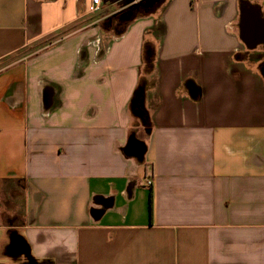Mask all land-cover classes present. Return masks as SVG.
Masks as SVG:
<instances>
[{
    "label": "crops",
    "instance_id": "0c3cea01",
    "mask_svg": "<svg viewBox=\"0 0 264 264\" xmlns=\"http://www.w3.org/2000/svg\"><path fill=\"white\" fill-rule=\"evenodd\" d=\"M88 2L0 0V264H264V0Z\"/></svg>",
    "mask_w": 264,
    "mask_h": 264
},
{
    "label": "rangeland",
    "instance_id": "374dc122",
    "mask_svg": "<svg viewBox=\"0 0 264 264\" xmlns=\"http://www.w3.org/2000/svg\"><path fill=\"white\" fill-rule=\"evenodd\" d=\"M104 4V3H103ZM110 3L107 2L105 5H102L101 10L98 13L95 14H87V17L90 19L101 17L102 19L100 20V26L102 28L103 32H114L118 31L120 29L116 28V23L120 20L123 19L124 14L130 15V8L125 5L124 1H119L114 3L113 5H109ZM162 6V3L158 4L155 8H148L145 7L144 9L146 11H154L155 9L159 8ZM144 9H142L144 11ZM141 10V11H142ZM133 13V11H132ZM137 14V12H136ZM125 20V19H124ZM72 27L66 30V32L72 31ZM112 29V30H111Z\"/></svg>",
    "mask_w": 264,
    "mask_h": 264
},
{
    "label": "water",
    "instance_id": "95a60500",
    "mask_svg": "<svg viewBox=\"0 0 264 264\" xmlns=\"http://www.w3.org/2000/svg\"><path fill=\"white\" fill-rule=\"evenodd\" d=\"M119 1H124L125 5H127L128 8L133 9V8H137L140 5H144V4L148 8H155L163 0H103V3H107V2L116 3ZM129 12H130V15L124 14L123 16V19H125L127 22H129L135 15L131 11ZM248 16H249V13L247 12V9H245V6L242 5L241 6V18L244 20ZM145 151H146V146L144 142L139 140L135 135H132L127 144L126 153L133 154L139 160H143Z\"/></svg>",
    "mask_w": 264,
    "mask_h": 264
},
{
    "label": "built area",
    "instance_id": "2783aa9c",
    "mask_svg": "<svg viewBox=\"0 0 264 264\" xmlns=\"http://www.w3.org/2000/svg\"><path fill=\"white\" fill-rule=\"evenodd\" d=\"M102 5H103V0H89L86 7V11L89 14L98 13L101 10ZM146 184L150 186L152 184V178H148L146 180Z\"/></svg>",
    "mask_w": 264,
    "mask_h": 264
},
{
    "label": "trees",
    "instance_id": "16d2710c",
    "mask_svg": "<svg viewBox=\"0 0 264 264\" xmlns=\"http://www.w3.org/2000/svg\"><path fill=\"white\" fill-rule=\"evenodd\" d=\"M152 11H146L145 9H144V11L142 10H140V11H138L137 12V14H135V15H137V16H139V15H147V14H149V13H151ZM127 23V21H124L122 24V26H124L125 24ZM120 31V30H119ZM152 203H153V193H152V191H150V194H149V208H150V213L152 214Z\"/></svg>",
    "mask_w": 264,
    "mask_h": 264
},
{
    "label": "flooded vegetation",
    "instance_id": "af4514ba",
    "mask_svg": "<svg viewBox=\"0 0 264 264\" xmlns=\"http://www.w3.org/2000/svg\"><path fill=\"white\" fill-rule=\"evenodd\" d=\"M145 7H147V6L144 4V5H140L139 7H137V8H133V9H130V10H131V12L133 11V14H136V12H138V11L144 9ZM124 21H126V20H124V19H120V20L116 23V27H120Z\"/></svg>",
    "mask_w": 264,
    "mask_h": 264
}]
</instances>
